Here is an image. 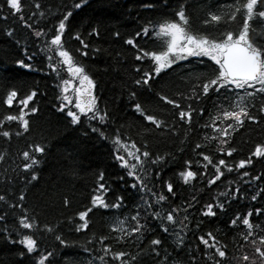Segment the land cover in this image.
<instances>
[{
    "label": "trees",
    "instance_id": "trees-1",
    "mask_svg": "<svg viewBox=\"0 0 264 264\" xmlns=\"http://www.w3.org/2000/svg\"><path fill=\"white\" fill-rule=\"evenodd\" d=\"M74 2L79 0H21L22 12L9 15L4 0H0V120L8 114L18 116L23 108L18 101L33 91L37 93L29 102L28 108L24 109L27 113L25 119L29 121V131L25 132L17 121L6 122L0 128V131L7 130L11 133L10 138L0 136V156L4 157L0 161V195H6L10 202L18 205L12 208L9 204L0 202V216H5L4 220H0V264H35L39 252L46 254L49 251L55 252V256L51 258L53 264H101L98 258L94 259L104 254L99 243L101 236L109 237L104 244L113 251H126L129 254L126 259L130 264H136L131 261V256L143 254L153 238L162 239V253L166 250L172 254L170 264H188V254L199 253L204 247L199 243L198 237L208 232H213L222 244L227 245L229 258L225 264H245L243 255H254L253 245L246 243L242 235L248 229L242 221L236 227L230 225L236 216L244 217L249 211H253L250 220L254 225V238L264 235V229L257 227L264 225V215H255V209H264V193L260 191L264 189V179L252 181V176L264 174V161H256L254 158L253 165L240 169L239 172L225 171L221 180L209 185L208 181L214 176L215 168L209 165L205 169L203 165L207 162L197 153L211 155L214 162L224 158L234 165L240 159H246L257 143H264V124L256 125L246 121L230 137L231 146L237 151L232 157H221V153L217 151L219 139H211L219 134L204 125L210 124L217 115L218 105H227L224 90L219 94L211 93L210 97L204 98L197 105L204 112L203 115L199 111L193 114L191 127L188 124L182 125L178 115H175L179 110L172 109L159 96L163 94L179 99L177 94L190 92L191 84L196 82L191 80V73L211 75V68L216 66L207 58L189 59L162 71L159 77L151 81V87H138L135 80L140 78L143 71L151 70L153 64L147 58L137 61V48L125 43L128 39H134L140 49L150 52L164 50L165 39L156 36V31L165 20L178 19L175 13L180 7H186L194 29L205 30L213 36H219L226 28L238 31L243 20L242 14H238L237 21L230 24L221 22L204 28L203 21L209 11L224 13L234 10V7L229 9L225 5H235L239 0H86L79 9L73 7ZM36 3L41 4V9L35 7ZM69 10L73 15L66 22L64 47L95 82L97 107L101 112L108 113L107 121L102 124L89 121L84 116L81 117V124L72 125L66 112L69 109L76 111L74 104H68L63 113L57 111L62 102L63 81L68 80V74L59 64V74L53 72L48 66L47 53L42 49L53 35L59 20ZM41 11L44 12L43 16L40 15ZM20 15L24 16L23 21L19 19ZM145 27L149 28L147 36L143 35ZM39 29H43L47 36L37 38L35 31ZM94 30L99 32L98 36ZM9 31L13 33L12 36L6 34ZM138 32L141 33L139 37L136 35ZM77 33L89 45L87 49H83L74 38ZM253 36L261 39L255 33ZM81 50L87 51L89 55H82ZM21 60L31 65V68L20 66L17 62ZM137 67L141 68V72L136 71ZM11 90H16L18 97L10 109L4 104V100ZM132 92L136 93L135 97ZM66 95L70 100H75L70 89ZM230 98L233 97L229 94ZM135 103H141L149 114L168 121L174 131L156 129L135 113ZM32 108L38 111L32 113ZM217 123L223 127L232 121ZM93 127L99 128L103 136L100 131L93 132ZM17 132L21 134L18 136ZM117 134L122 143L129 145V150L134 151L130 148L133 142L142 150L147 144V150L153 159L156 156L164 158L158 164H152L151 160L145 164L151 181L149 187L154 183L156 194L163 193L170 197L164 202V209L170 210L172 206L187 208V213L181 211L177 214L178 223L172 229L184 236L186 247L183 249L177 248V237L172 231L164 233L160 221L150 217L143 236L136 239L127 235L131 227L135 226L131 216L136 214L138 208L142 215L145 214L146 206L143 201L154 203L156 196L130 187L135 181L128 177V170L121 168L116 159L117 151L120 155L127 156L124 148L114 143ZM206 136L209 139H205ZM197 143L202 145L200 149L195 148ZM37 144L46 148L44 154L35 153L34 146ZM24 151H29L40 161L31 170L38 177L35 181H31V172L22 171L23 165L30 163L24 160ZM189 160L192 161L191 170L197 176L189 184H184L180 173L188 169ZM245 170L249 171L250 176L241 179L240 173ZM101 174L103 179L100 178ZM25 176L30 182L25 181ZM169 182L174 186V196L167 193L166 186ZM101 184L107 191L100 190ZM237 188L241 190L238 198L221 195L234 194ZM21 194L25 196L23 201H19ZM94 195L103 196L108 203H114L118 197L123 196V207L93 209L89 213V228L77 232V224L82 223L79 213L92 207ZM252 195H257L256 201L252 200ZM65 199L70 201L68 206H65ZM218 202L224 203L223 211L216 208L215 217L201 215L206 204L215 205ZM155 207L156 210L161 209V205ZM25 213L35 220L38 227L32 230L19 227V217ZM184 215H188L189 219L184 221L187 228L181 232L183 224L179 221H183ZM120 220L124 221L123 228L126 231L112 232L113 225H117ZM200 221L203 222L197 227ZM46 225L51 226L54 231H46ZM22 234L32 235L37 240L36 255L21 258V251L26 252L19 243L23 238ZM56 235H61L68 242L67 246L61 245L55 239ZM86 248L91 251H85ZM140 259L143 264H154L147 255H141ZM106 260L111 264H120L119 261L112 260L111 253ZM201 260L203 264H211V261L203 260V256Z\"/></svg>",
    "mask_w": 264,
    "mask_h": 264
},
{
    "label": "snow or ice",
    "instance_id": "snow-or-ice-1",
    "mask_svg": "<svg viewBox=\"0 0 264 264\" xmlns=\"http://www.w3.org/2000/svg\"><path fill=\"white\" fill-rule=\"evenodd\" d=\"M6 7L8 9L9 15H16L22 12L23 5L21 0H4ZM86 3V0H79V2H74L73 7L79 9L82 4ZM150 7L151 5H146ZM35 7L41 9V4L36 3ZM226 8L230 10L228 12L219 13L214 11H209L208 16L203 21L204 28L209 25L220 24L221 22L225 24H230L231 22L237 21L238 14L243 15L242 24L238 31H233L230 28H226L219 36H213L209 32L200 29H194L191 25V19L187 14L186 7H180L176 11L175 16L178 19L165 20L158 26V31H156V36L165 39V49L162 51H146L140 49L134 39H128L125 41L126 44L137 48L138 53L136 55L137 61H143L145 58L150 59L153 64V68L149 71H143L140 78L135 80V85L138 87L148 86L151 87V81L155 77H159L161 72L171 68L174 64L181 60H187L189 57H207L208 60L212 62L216 67L211 68V75L205 73H191V80L196 81L191 84L190 92L178 93L179 99H172L166 95L159 94L160 100L165 104L171 105L172 109L179 110L178 115L181 124H188L190 127L193 122V114L199 111L203 115V108H198L197 105L202 103L204 98L210 97V94L215 92L217 94L224 90L226 94V99H228L227 105H218L217 115L212 118L210 124L204 125V127H211L213 132L218 133L219 136H212V140L219 139V146L217 151L221 153V157L227 156L232 157L237 151L235 147L231 146L230 137L233 132L237 131L239 128L243 127L245 122H251L256 125L264 124V0H239L235 5H225ZM40 15L43 16L44 12L41 11ZM73 15L72 11H66V13L59 20L58 26L53 30V35L49 40L46 41L42 51L47 53V59L49 60V68L59 74L61 71V65L65 68L70 76L79 80V87L73 88L75 92V100H70L66 95L69 91V85L71 81L64 80L62 92V102L58 105L57 111L65 112V108L68 104H74L76 111L69 109L66 112L67 117L70 118L72 125H78L82 123L81 117L86 116L89 121H98L99 123H105L108 119L107 112H101L97 107V98L94 95L95 82L88 75L85 68L77 64L73 55L65 49L64 47V33L66 31V22ZM20 20H24V16H19ZM31 27L30 25H27ZM95 34L98 36L99 32L94 30ZM261 37V39H256L253 36ZM8 36H12V32L6 33ZM149 34V28L145 27L143 29V35L147 36ZM89 35H92L90 33ZM119 36V33L116 34ZM137 37L141 33L136 34ZM35 36L40 38L42 36H47V33L43 29L35 31ZM83 46V49H87L89 45L81 38L77 33L74 37ZM96 51H99L98 49ZM81 54L84 56L89 55L87 51L81 50ZM31 57H29L30 59ZM58 58V59H57ZM55 61V62H53ZM22 67L31 68V65L25 64L23 60L17 62ZM136 71L141 72V68L137 67ZM154 73V75H153ZM36 92L33 91L31 94L27 95L24 99L19 100V104L23 105L20 109V114H8L4 116L3 120H0V128H3L6 122L17 121L25 132L29 131V121L25 119L27 113L24 109L28 108L29 102L33 100L36 96ZM229 94L233 97L229 99ZM132 96L135 97L136 93L132 92ZM18 97V92L16 90H11L8 92L4 104L8 108H12L14 101ZM183 101H187V104H183ZM133 110L139 116L143 117L145 121L155 126L156 129L173 130L174 128L170 126L168 121L162 120L155 115L149 114L147 110L142 106L141 103H135L133 105ZM32 113H36L38 109L32 108L30 110ZM224 124L226 121H232V123L224 124L220 127L217 122ZM151 131V129H146ZM231 130V131H229ZM93 132L100 131L103 136V132L97 128H92ZM18 136L20 132L16 133ZM0 136L5 138H10V131H0ZM209 139V137H205ZM115 144L121 145L127 156L120 155L117 151L116 159L120 162V167L127 169L128 177L133 178L135 181L130 185L131 188L144 193H152L156 196L153 202L144 200L143 204L144 213L140 208L137 209L136 214L131 216V220L135 221V226L131 227L130 231L127 232L129 237L139 239L143 236L144 232L148 228L149 217L152 220L160 221L161 230L164 233H170L172 229L175 228L177 221V214L181 211L187 213V208L181 206H172L169 209H164V202L169 200V196L163 193L156 194L154 192L155 184L152 183V187H149L150 177L148 169L145 164L151 160L152 164H158L164 158L162 156H156L154 159L151 157L150 152L147 150V144L144 145L143 150L137 147L135 142L131 143L129 150V145L122 143L119 134H117ZM202 145L197 143L195 145L196 149H200ZM34 151L37 154H44L46 148L42 145H35ZM197 155L202 156L203 161L207 162L203 165L205 169L209 165L215 168L214 176L208 181L209 185L216 184L217 181L225 175V171L231 173L233 171L239 172L240 169H246L247 166L254 164V158L256 161H264V143H257L254 150L250 152L246 159H240L238 163L230 164L226 159L219 158L214 162L211 155L205 153H197ZM22 156L25 161H30V163H25L23 165L22 171L24 173H30L35 165L39 164V159L37 156L32 155L29 151H24ZM4 157L0 156V161H3ZM135 161V163H132ZM188 169L180 173L184 184H189L197 176V173L191 170L192 161L188 162ZM157 173V178H158ZM241 179L244 177H249V171L245 170L240 173ZM101 179L103 175L101 174ZM25 181H28V177L25 176ZM38 177L34 172H31V181L37 180ZM123 179V177H121ZM264 179V174L252 176V181H259ZM249 183V181H244ZM167 193L175 195L174 186L171 182L167 183ZM100 190L107 191L105 186L101 184L99 186ZM240 189H235V193H221V195L229 196L233 195L234 198H238ZM264 193V189L260 190ZM252 200H257V195H252ZM25 196L21 194L19 196V201H23ZM193 199H195L193 197ZM124 197L120 196L117 198L116 202L108 203L103 196L94 195L92 197V207L88 208L86 211L79 213V220L82 223L77 224L75 230L77 232L82 230H87L89 228V213L95 208H101L104 210L108 209H119L123 207ZM143 200V197H142ZM0 202L9 204V207L15 208L18 205L14 202H10L6 195H0ZM65 206H68L70 201L65 199ZM155 205H161L160 210H156ZM189 207H192L189 204ZM224 203L218 202L217 204L208 203L204 206L201 211L203 217H215L217 212L216 208L220 211L224 210ZM152 209V211H148ZM7 215V213H5ZM255 215H264V209H255ZM253 216V211H249L244 217L236 216L231 220L232 227H236L238 222L242 221V224L248 229L247 232L242 233L243 239L246 243H251L254 247V255L244 254L242 259L245 264H264V235H260L254 238V232L252 231L254 225L250 220ZM5 216H0V220H4ZM189 219L188 215H184L183 221H179L183 224L180 229L181 232L187 228V224L184 221ZM143 220V222H141ZM19 227L22 229L32 230L38 225L35 220L30 219L28 214L25 213L23 216L19 217ZM203 221L197 223V227ZM124 221L120 220L117 225H113L112 232H125L123 228ZM171 226V228H170ZM257 227L264 229V225H257ZM45 230L48 232H53L54 229L51 226H45ZM5 231H8L5 228ZM172 234L176 235L177 239L175 241L178 249H183L186 247L184 243V236H181L179 232L172 231ZM23 238L19 241L23 245L25 251H21L20 255L23 258L25 255H36L38 253V242L32 235L22 234ZM252 238V239H249ZM55 239L60 242L61 245L67 246V241L62 238L61 235H56ZM109 239L108 236H101L99 243L102 248L101 251L104 253L94 259L98 258L101 264H111L110 261L106 260V257L111 253L112 260L119 261L120 264H130V261L126 259L128 253L126 251H113L110 246L104 244L105 240ZM199 243L203 245V249L197 252H190L188 254V264H203V260L211 261V264H225L228 260L227 245L222 244L213 232H208L206 235H200L198 237ZM15 243L16 241H12ZM163 244L162 239L153 238L150 241L149 247L145 250L143 254L137 253L131 256V261L136 262V264H143L140 259L141 255H147L154 264H170L171 253L166 250L162 253L161 246ZM211 250V251H209ZM85 251H91L90 249H85ZM55 256L54 251H49L46 254L39 252L35 264H53L52 257ZM163 258L161 259V257Z\"/></svg>",
    "mask_w": 264,
    "mask_h": 264
}]
</instances>
